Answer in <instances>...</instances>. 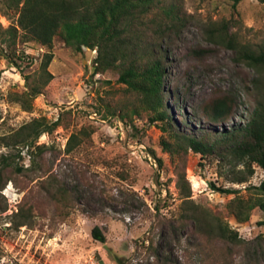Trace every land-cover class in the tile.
Segmentation results:
<instances>
[{
  "label": "rangeland",
  "instance_id": "obj_1",
  "mask_svg": "<svg viewBox=\"0 0 264 264\" xmlns=\"http://www.w3.org/2000/svg\"><path fill=\"white\" fill-rule=\"evenodd\" d=\"M181 17L166 48L164 89L174 92L167 104L174 117L184 112L178 129L197 135L202 107L225 96L237 104L232 120L218 124L222 132L245 124L255 110L253 69L236 60L233 51L212 41V29L226 23L243 43L264 40V0H165ZM0 11V24H16ZM210 49L207 55L193 50ZM48 49L26 46L30 59L15 67L0 59V264H264V212L257 208L247 223H239L228 204L236 195L212 190L234 188L241 196L257 194L262 169L247 182L245 164L220 154L202 157L189 151L180 163L163 151L162 132L150 125L138 94L128 90L113 72L94 75L96 52L77 54L56 39L48 71L53 74L42 94L27 98L26 78L41 75ZM21 97V98H20ZM138 113H134L137 112ZM61 126L43 135L47 150L31 166L29 149L7 147L5 139L34 119ZM82 128L94 131L92 141L68 153L70 136ZM9 140V139H8ZM3 156H10L4 165ZM158 159L163 161L159 165ZM181 170V171H180ZM184 173L193 205L185 202L177 183ZM69 194L58 204V191ZM61 200V199H60ZM194 205L211 211L239 232L243 243L203 238L183 216ZM99 228L102 243L93 236Z\"/></svg>",
  "mask_w": 264,
  "mask_h": 264
},
{
  "label": "trees",
  "instance_id": "obj_2",
  "mask_svg": "<svg viewBox=\"0 0 264 264\" xmlns=\"http://www.w3.org/2000/svg\"><path fill=\"white\" fill-rule=\"evenodd\" d=\"M232 1L237 7L244 0ZM0 11L7 18L11 13L17 16L16 24L7 29L0 24V59L22 69L21 63L30 59L26 54L28 44L42 46L49 51L41 66V75L26 78L24 97L36 98L54 79L48 67L58 38L66 48L77 54L83 53L84 48L95 51L93 74L113 72L119 76L121 84L138 94L145 110L150 113V125H155L163 134V151L174 162L177 160L180 163L181 157L189 151L205 158L217 154L223 159L232 157L243 162L247 168V177L239 183L247 182L255 174V165L264 172V40L258 45L243 43L230 32L226 23L212 29L214 44L233 51L237 62L255 71L256 77L252 81L255 110L245 124L220 132L214 126L232 120L237 104L230 96L213 99L202 107L201 117L196 118L202 125L199 134L192 135L178 129L180 123H185L184 112L175 106L179 114L174 117L166 102L167 97L174 98V92L164 89L165 49L170 46L172 33L177 32L181 24L175 4L165 0H0ZM210 53V49H199L193 50L192 54L201 56ZM59 126L60 119L53 124L43 118L34 119L5 139V144L7 147L23 145L29 149L31 166H23V170H30L37 165L36 157L47 150L45 145H38L39 139ZM93 133L89 128L73 133L66 151L71 153L84 143L91 142ZM10 159V156H3V164H9ZM158 162L162 167L163 161L158 159ZM1 174L2 170L0 192L10 181L3 183ZM177 186L185 202L193 205L190 184L183 172L179 174ZM211 188L223 195H236L228 207L241 224L251 219L255 209L264 212V181L254 188L257 194L247 196H241L240 191L234 188L218 187L216 183H212ZM57 196L58 204L64 205L69 200L68 192L62 189ZM190 211V215L183 216L187 220L185 225H191L203 238H219L233 245L243 243L239 232L222 217L197 205ZM260 225H264V221ZM93 236L102 243L106 242L99 228L93 230Z\"/></svg>",
  "mask_w": 264,
  "mask_h": 264
}]
</instances>
